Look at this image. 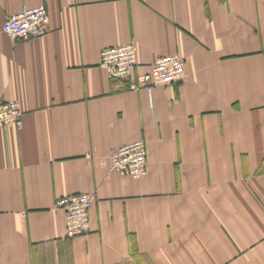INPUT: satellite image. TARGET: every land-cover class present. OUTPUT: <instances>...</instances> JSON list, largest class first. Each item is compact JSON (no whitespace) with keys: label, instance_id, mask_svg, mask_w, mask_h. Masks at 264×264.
Segmentation results:
<instances>
[{"label":"crops","instance_id":"0c3cea01","mask_svg":"<svg viewBox=\"0 0 264 264\" xmlns=\"http://www.w3.org/2000/svg\"><path fill=\"white\" fill-rule=\"evenodd\" d=\"M43 4L48 33L12 40L11 15ZM133 43L135 74L160 56L181 80L132 90L100 65ZM0 264H264V0H0ZM144 140L138 179L112 170ZM92 196L68 237L62 196Z\"/></svg>","mask_w":264,"mask_h":264},{"label":"built area","instance_id":"2783aa9c","mask_svg":"<svg viewBox=\"0 0 264 264\" xmlns=\"http://www.w3.org/2000/svg\"><path fill=\"white\" fill-rule=\"evenodd\" d=\"M49 16L41 4L25 8L9 16L2 25V31L12 40L37 38L48 33ZM136 50L133 43L106 47L101 52L100 65L112 79L128 81L132 90L141 88L151 92L155 86L170 85L181 80L185 73V61L178 54L158 57L147 72L135 74ZM14 124L23 126V110L16 101L0 100V127ZM147 149L144 140H136L112 150V170L121 176L141 178L146 173ZM92 196L75 193L62 196L56 206L65 212V231L68 237L83 234L89 226L88 210Z\"/></svg>","mask_w":264,"mask_h":264}]
</instances>
